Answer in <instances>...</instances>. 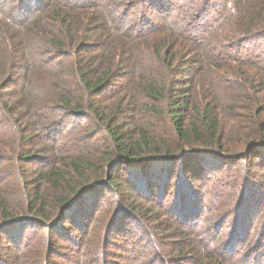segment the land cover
Wrapping results in <instances>:
<instances>
[{"label": "trees", "instance_id": "trees-1", "mask_svg": "<svg viewBox=\"0 0 264 264\" xmlns=\"http://www.w3.org/2000/svg\"><path fill=\"white\" fill-rule=\"evenodd\" d=\"M20 1L22 2L16 3L18 12L8 13V17L13 21L17 18L27 19L29 14L30 8L23 4L24 0ZM178 1L58 0L50 14L47 10H37L42 0L35 1L36 14L27 20L29 27L33 24L37 30H30V33L29 31L27 33L32 34L36 43L29 41L9 46V51L5 54L7 58L0 67V72H3L0 89L4 88V91L9 92L3 95L5 98L0 101V128L6 130L8 134L2 130L0 137L10 138L13 145L8 149L10 154L8 162L15 164L16 168L10 170L8 178L11 191L18 196L16 199L11 195L6 196V191L0 189V235H2L0 244L6 242L7 236L12 234L8 232L15 226L24 223L32 227L36 224L32 220H27L28 218L33 217L48 225L50 222L51 225L50 220L59 216L58 219L55 218L56 226L51 230L45 229V232L48 241L59 234L61 240L56 243L53 241L51 246L45 241L49 250L43 256L41 264H51L53 258H57L56 262L61 260L68 264H259L256 246H252L242 255L240 252L237 253V249L245 243L251 222L255 221L257 215L255 210L247 208L249 210L247 211L245 204L239 206L235 212L238 215L234 220L236 228L233 237L221 238L225 221L214 225L209 219L210 223L203 225L207 220L203 216L200 217L199 197L196 204L193 202L194 197L189 198L193 202V211L184 205L183 198L188 196L184 191L180 192L178 201L180 203L175 202L163 208L164 199L159 197V201H155L150 190L159 188L156 184L146 186L140 173L154 167L168 170L177 164L183 174H189L191 180L196 181L198 171L196 159H210V156H214L216 162L221 163L224 168L226 162L244 161L247 159L246 156L253 155L256 158L262 154L260 150L264 149V0L214 2L203 0L201 6L196 4V1H186L184 6L180 5L179 16L174 24L177 26L182 23L176 31L187 35L186 39L183 35L175 36L172 33L170 39L160 38L156 42L158 47L151 53L154 60H145L150 68L155 67L160 73L173 76L171 81L162 83L161 86L157 83L142 86V92L152 102L165 100L173 135L176 142L183 146L176 143L163 144L157 141L158 139H150L143 129L135 141L136 133L132 135V132L141 127L125 121L126 117L121 119L125 111L120 107L106 113L104 103L97 100L112 90V83L122 75L115 73L111 61H105L106 56L113 57L111 34L114 32L119 34L131 18L132 25L136 26L138 31L127 38L130 43L141 41L151 31L160 34L169 31L160 28L152 19L161 16L162 12L166 14L163 18H166ZM218 7L227 13L221 21H217L218 28L197 33L189 30L183 23V20L189 23L194 20V23L201 24L206 20L204 16L210 13L211 17L210 11L216 12ZM95 9L100 10L97 14H102L106 21L104 28L92 29L90 17L84 15L87 10ZM134 9L136 11H132V17L128 18L127 14ZM26 23L27 21H24L22 27H25ZM225 26L227 32H232L231 38L228 33L226 38L218 35L217 30ZM126 29L133 32L131 26ZM98 30L100 35L97 33ZM142 31L144 33L141 35ZM174 37L188 42L181 43V46H188V53L182 54L179 52L180 49L175 50L178 43H175L174 39L171 42ZM183 69L193 74L192 77L198 81L209 83L215 89H222L224 86L221 84H226L227 91L224 97L227 98L228 105L223 112L231 113L240 120L246 118L254 127L257 125L256 129L250 128L246 132V142L250 139L252 141L245 143L244 151L227 154L235 150L223 146L225 130L219 112L211 101L203 104L193 102V93L187 88L186 82L189 75L181 72ZM32 82L42 86L38 85L35 89ZM33 95L39 101L37 108H30L33 104H28ZM12 98L15 101H12ZM142 108L151 111L152 114L158 109L157 106ZM89 118L104 122L103 128L112 141L111 147L108 148L111 153L106 154L102 160L109 171L118 166L130 169L125 183L119 182L120 180L110 172L107 174L105 186L117 196L120 211L113 219L111 218L108 227H105V230L103 228L102 235L98 234L97 225L100 222L95 215L99 211L98 207L103 197L101 198L98 193L100 186L97 188L93 186L105 184L104 181L77 189L73 185L74 188H68V192L60 196L61 199L56 200L54 204L47 203L42 192L31 193L36 184L30 188L31 191L23 187L27 181L23 182L16 171L23 163L34 160L32 152H23V146L29 139L41 135L48 143L55 144L61 133L68 129L69 119L77 122ZM154 141L159 143V147L153 143ZM162 147L166 152L164 156H159ZM58 152L57 155L62 154L61 150ZM199 155L202 156L196 157ZM68 167L79 175L90 169V166L80 158L73 159ZM93 170L99 171L96 167ZM42 175L44 181L64 179L63 174L55 171V162L49 164ZM30 180L35 182L34 179ZM249 181L251 180L248 179ZM133 192L144 195L135 198ZM96 195H99V198ZM138 197L148 202L149 210L135 205ZM155 208L158 209V213L155 212ZM216 210L222 211L217 208L213 212L209 211V214H215ZM231 211L230 209L229 212ZM20 214L23 216L20 217ZM121 214L131 219L130 225L137 226V229L131 226L135 229L131 233L123 229L113 240L111 234L120 226ZM151 216L160 217L159 222L154 224ZM249 220L252 221L249 223ZM65 225H68V228ZM263 240L264 234L257 246L259 244L263 246ZM8 241L14 242L10 239ZM16 241L19 244V239ZM59 242L71 248V258L68 261L62 259L65 255L58 250ZM23 245L25 246V243ZM84 245L89 249L87 250Z\"/></svg>", "mask_w": 264, "mask_h": 264}, {"label": "rangeland", "instance_id": "rangeland-1", "mask_svg": "<svg viewBox=\"0 0 264 264\" xmlns=\"http://www.w3.org/2000/svg\"><path fill=\"white\" fill-rule=\"evenodd\" d=\"M18 1L22 2L20 0H0V67L7 58L5 54L9 51V46H13L15 43L24 44L29 41L36 43L35 38L32 34H28L27 31L30 33V30L36 31L37 28L33 24L29 27L27 19L34 17L36 14L35 1L37 0H24L23 4H26L28 9L30 8L27 19L17 18L13 21L8 17V13L18 12L16 8V3ZM57 1L58 0H42L41 5L37 8V10H47L48 14H50L54 10V6ZM186 1L189 2L190 0H179L176 2L166 18H163L166 14L162 12L161 16L152 19V21H155L156 25L160 28L163 27L169 31L161 34L159 32L151 31V33L141 41L136 40L130 43L127 38L134 35L135 32L138 31L137 27L132 25L133 18H131L132 11H136L135 8L127 14V17L131 19L126 22L125 28H123L119 34L117 32L111 34L114 47L111 51L113 57L106 56L105 61H111L113 65L112 68L115 73L122 75L114 80L111 86L112 90L101 95L97 100L104 103L103 107H105L104 111H106V113H108V110L112 111L113 109L120 107L125 111V113L122 114L121 119H125L126 117L127 120L125 121L131 122L132 124L135 123L138 127H141L140 129L132 132V135L136 133V136L134 137L135 141L138 140V134L143 129L146 131V135L150 139H158L157 141H160L163 144L176 143L181 145L176 142L173 135L170 117L168 116L166 110L165 100H156L152 102L142 92V86H150L154 83L161 86L162 83L173 79L172 75L162 74L157 71L159 69H156L155 67L150 68L149 63H145V60H154L151 53L155 47H158V43L156 42L160 40V38L170 39L173 36L170 33L175 34V36L183 35L181 33H177L176 31V28L181 26L182 23L177 26H174V24L179 16L178 11L180 5L185 4ZM194 1H196V4L201 6L203 0H193V2ZM212 1L214 2L215 0ZM219 6L221 7V4ZM5 9L8 10L4 12ZM12 9L14 11L10 12ZM96 10L97 9L94 11L87 10L84 15L87 18L90 17L92 21V29H100V27L104 28L106 21L102 17V14H97L100 10ZM210 12L212 14L211 17H209L210 13L206 14L204 16L206 20L201 24H199V22L194 23V20H191L190 23L187 20H183V23L189 30L197 33L203 32L204 30L218 28L219 24L217 21H221L224 17H226L227 13L226 11L219 10V7L216 12L213 10ZM24 21H27V23L25 27H22V23ZM98 25L100 26L97 27ZM129 26L132 27L134 33L126 29ZM227 29L229 28L227 27ZM219 30H217L219 36L223 35V37L226 38L227 33L230 35V38L233 36L232 32H227L228 30L226 31V26L223 27V29L219 28ZM97 33L100 35L99 30ZM143 33L144 32L142 31L140 34L142 35ZM183 36L186 39L187 35L184 34ZM173 39L175 43H178L175 50L180 49L179 52L182 54L188 53V46H181V43H188L186 40L174 37L171 42ZM116 70L118 72H116ZM181 72L189 75L186 82L188 83L187 88L193 93V102L196 104H203L211 101L212 105L215 109H217V112H219L221 118L220 121L223 129L225 130L223 133V146L225 148L229 146L235 150L234 152H227V154H237L244 151L246 148L245 143L252 141L250 139L246 142L245 134L248 130H250V128L256 129L257 125L254 127L251 121H246V118L240 120L231 113L223 112L228 105L226 102L227 98L225 99L224 97L227 91L226 84H221L224 86L222 89H215L211 87L209 83L204 84V82L198 81L197 78L192 77L194 76L193 74L186 72V70L183 69ZM2 77L3 72H0V79H2ZM32 83L34 84L35 89L38 88V85L42 86L36 82ZM185 84L182 83L180 85ZM47 89L49 91L48 86ZM7 93L9 92L4 91V88L0 89V101L4 100L5 97L3 95H6ZM14 98L11 100L15 101ZM38 103L39 101L34 95L28 100V104H33L30 108H37ZM25 105L28 106L27 103H25ZM148 106H157L158 109L152 114L151 111H148L147 109L146 111L142 108ZM29 112L34 114V112L30 110ZM241 115L243 117L245 116L244 114ZM69 122L68 129L61 133V136L56 140L55 144L52 142H50L51 144L48 143L41 135L29 139L23 146V152H32L34 160L27 161L16 169L17 173L22 177L23 182L27 181V183L23 184V187L31 191L30 188L33 184H36L31 193L42 192L44 194L43 196L47 199V203L53 202L55 204L56 200L61 199L60 196H64L68 192V188H74L72 187L73 185H75V189H77L83 187L84 185L94 183L97 184L99 181L105 182L108 179L107 174L109 172L112 176L120 180L119 182L124 181L125 183L130 172V169L128 170L126 166L114 167L112 168V171H109L106 167V163L102 161L106 154L111 153L108 148L112 145V141L109 138L108 133L103 128L104 122L90 118L85 121L77 122L69 119ZM128 129L129 128H127V130ZM2 130L6 135L8 134L6 130L0 128V132ZM84 133H87L88 135H84ZM157 141H154L153 143L159 147V143ZM11 146L13 145L10 143V138L5 139L0 137V189H2L3 192L6 191V196L11 195L16 199L18 196L11 191L8 178L10 170L16 168L15 164L13 165L8 162L10 158L8 149L11 148ZM59 150L62 151L61 155H57L59 154ZM160 150L161 152L159 156H164L166 150L163 147L160 148ZM260 151L262 154L256 158H254L253 155H249V157L246 156L247 159L244 161L238 160L230 163L226 162L224 163L226 165L224 168L221 163L216 162L214 159L216 157L214 156H210V159H196L195 164L198 169L197 175L195 176V179H197L196 181L191 180L189 174H183L177 164L172 168H168V170L164 169L165 171L155 167L148 168L149 170L140 173V177L142 178V182H145L146 186L149 184L150 186L155 184L157 185L159 188L158 190H154V188H150V190L155 197V201H159L160 198L164 199L162 205L163 208L168 207L170 204L175 202V204L180 203L178 202L180 200V192L184 191L185 194H188V196L183 198L184 205L190 211H193V202L196 204V200L198 199L197 197H199L200 200L198 203L200 207V217L203 216L205 220H207L204 221L203 225L206 226L208 222L210 223L209 219L212 220L211 222L214 223V225H218L223 220L225 221L223 231H221V238L224 237L229 239L233 237L234 228H236V226L234 227V220L238 215L235 214V212L239 206L245 204L247 207H244L247 211L250 209L253 211L255 210V213H257L255 221L251 222L245 243L242 247L240 246L237 249V253L240 252L242 255L252 248V246H256L260 258L258 263L264 264V240L263 246L262 244L257 246L260 238H262V235L264 234V149H261ZM201 156L202 155L196 157ZM59 158L61 160H67L59 161ZM75 158L83 160L90 166V169L88 168L87 170H84L81 175L75 173L73 169H69L68 164H70ZM53 162H55V171L63 174L64 179L61 181H57L55 179H51L50 181L42 180L44 169L48 168V165ZM94 167L98 168L99 171L96 172L93 170ZM30 179H34L35 182L33 183ZM248 179L251 181L248 182ZM247 182L248 187H246ZM67 183L69 185H67ZM103 184L93 186V188L100 186L98 193L101 198L103 197L98 207L99 211L95 215V218L98 222H100L97 225V228H99V235L103 234V228L105 230V227H108L109 221L112 220L120 211L118 207L119 205L117 204L119 203L117 201V196H115L112 191H108V187L105 186L106 182L104 185ZM133 195L135 197L142 196L144 194L133 192ZM71 196L69 197L71 198ZM96 196L99 198V195ZM190 197H194L195 201L192 202V200H189ZM85 203L87 204V201H85ZM135 205L142 207L145 210H149L148 202H145L139 197ZM225 205L227 206L226 208L224 207ZM217 208L222 209V211L218 212V210H216L215 214H209V211L213 212ZM230 209L232 210L231 212H229ZM157 210L158 209L155 208L156 213H158ZM123 211H125V209ZM122 214L119 217V219L122 218L120 226L116 227L115 231L111 234L113 240L117 237V235L121 234L123 229L130 233L137 229V226L130 225L132 220L127 219L123 216L124 214ZM21 216H23V214H20V217ZM55 218L58 219L59 216L51 219V225L49 222V226L48 224L39 222L31 217L27 220H32V222L36 223L34 226L30 227L29 224L27 225L21 223L18 226H15L12 230H8V234H12L7 236L5 239L6 242H2V244H0V264H41L43 256L49 250L47 249L45 241H47L48 245L51 246L50 244H52L53 241V243H56V241L61 240V234H59L58 237L54 238L55 240L51 238L50 241H48L47 234L45 232L47 229L51 230L52 227L56 226ZM159 218L160 217L158 216H151L150 219H152L155 224L159 222ZM250 221L252 220H249V223ZM26 223L28 222L26 221ZM100 225L102 226L99 227ZM65 227L68 228V225H65ZM136 234L141 235V233ZM1 236L2 235H0V237ZM9 239L14 242L11 241L10 243L8 241ZM16 239H19V244ZM23 243H25V246ZM58 245L60 253L65 255L62 259L68 261L71 258V248L67 244L61 242H59ZM84 246L87 250L89 249L88 246ZM56 261L57 258H53V262L51 264H68V262H62L61 260L58 262Z\"/></svg>", "mask_w": 264, "mask_h": 264}]
</instances>
